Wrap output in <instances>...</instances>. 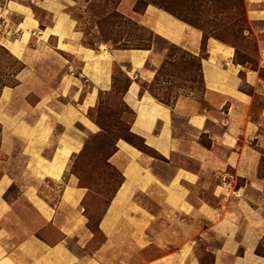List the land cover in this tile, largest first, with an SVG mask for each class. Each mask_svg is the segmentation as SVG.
I'll return each mask as SVG.
<instances>
[{
	"label": "crops",
	"instance_id": "0c3cea01",
	"mask_svg": "<svg viewBox=\"0 0 264 264\" xmlns=\"http://www.w3.org/2000/svg\"><path fill=\"white\" fill-rule=\"evenodd\" d=\"M70 4L0 0V48L25 66L0 98V264H141L145 253L153 257L145 264H206L204 254L212 264H264L256 253L264 242V184L257 179L264 0H245L256 64H237L233 48L207 42L206 95L222 101L200 112L141 93L163 54L85 47L64 13ZM143 19L157 36L201 56L197 30L152 6ZM114 64L131 80L124 96L135 112L131 132L163 160L117 143L110 162L124 182L99 221L98 241L84 216L87 191L68 166L93 133L86 115L99 93L111 90Z\"/></svg>",
	"mask_w": 264,
	"mask_h": 264
},
{
	"label": "rangeland",
	"instance_id": "374dc122",
	"mask_svg": "<svg viewBox=\"0 0 264 264\" xmlns=\"http://www.w3.org/2000/svg\"><path fill=\"white\" fill-rule=\"evenodd\" d=\"M69 1L71 4L65 8L64 13L71 21L75 22L77 31L82 34V44L85 47L97 49L98 47L104 46L102 48L104 51H106L105 47H107L110 52L123 51L120 49L125 45L123 39H126V36L124 34H139L133 30L125 29V25H122L120 22L121 20L116 16L114 17L116 12L120 15H126L138 25L145 27L148 30L150 29L143 19L145 13L142 17L133 13L134 6L137 3L138 9L141 10L145 7L144 4H147V2L143 0H113V2L110 0ZM162 1L163 0H149L148 4L152 7L155 5L154 8L163 11L179 22H182L181 20L185 21V23H182L197 30L201 34L200 57H206L207 42L209 40H214L234 49L236 54L235 62L237 64H245L248 62L254 65L257 63L258 54L256 40L248 36L247 32L240 33V30L247 29L249 24L246 15V19L243 16L242 9L240 10L242 16L236 18L235 10H233L236 5L235 0H209L215 9L225 8L227 10L223 13L218 12L219 14L209 13L206 15V19L203 16L202 20L193 17V15L189 13L190 10L187 9L186 3L183 4L178 0H167V7H169L170 11H165V6H160L159 4L162 3ZM172 3L174 4L173 7ZM238 3L240 4V0L237 1V4ZM243 3L246 14L245 0H243ZM36 13L43 15L40 11H36ZM236 23L239 24V28L231 27L229 29H224L226 25L229 27ZM122 34L123 36L121 38L120 36ZM148 38V35H146L141 44H151L150 50H153L155 54L164 55L163 62L167 59L169 54H178L173 50L176 45L169 43L163 38L157 36L153 38L151 43L146 42ZM50 44L53 45L54 41L51 40ZM176 47L181 48L179 46ZM181 50L184 49L181 48ZM189 55L192 54L189 53ZM63 58L68 59L66 56ZM106 59L110 60V57L107 55ZM185 62L187 63L186 69H184V65L179 67V65L173 64L176 69L173 70L170 66H166L160 71V82L166 81V75L170 74L171 77L169 81L171 83L153 87L151 86V82H143L140 85L141 93L146 92L158 102L151 95V91L160 95L164 89L165 92L167 89L168 92L166 93L170 96L169 105L173 104L175 102L174 100L178 98L177 101H185V106L194 107L198 112L204 109L212 110V106L210 105L212 103L221 102L222 98L214 95L207 96L206 92H204L200 72L197 70L196 65H194L193 61L189 58H186ZM114 66L118 65L114 64L113 69ZM125 66L127 65L125 64ZM125 66H123V68H125ZM161 66L157 69L156 74ZM117 68H119L122 73L120 72L113 76L112 69V77L114 78H112L111 90L99 94L97 103L87 112L86 118L92 124L91 129L93 133L86 134V137L84 138V147L81 153L74 156L68 166V174L77 180L78 186L87 191V199L83 202L84 216H87L88 229L94 236H96L98 241H101L102 239L98 232L99 221L124 182L122 174L110 162L111 157L116 152V145L119 141H129L135 147L141 150L143 149L140 140L130 137V128L135 120V112L124 102V93L127 85L125 77H128V75L119 66ZM7 73V54L4 51H0V81L2 83L6 82ZM17 76L15 79L18 84ZM5 88L0 90V98L2 91ZM158 89L161 90L158 91ZM159 104L163 105L162 103ZM175 104L168 108L172 109ZM260 106L261 103L255 101V109L257 110ZM174 120L177 123L179 122V119L177 118ZM1 132L2 129L0 130V137ZM201 142L206 145L208 143L207 138L203 136ZM134 146L132 147L135 148ZM140 152L147 157L160 161L163 160L151 148H149L148 151L145 150L144 153L142 151ZM259 153L261 154V159L257 170V179L264 184V149H261ZM240 184L241 183L238 181L236 187L240 186ZM157 209V206L153 207L155 213ZM161 241L164 240L161 239ZM168 242L171 241L169 240ZM202 250H204L203 247ZM257 252L259 255L264 256V242L259 246ZM147 255L148 254L146 253L140 255L141 264H145V262L147 263L153 259L152 255H150V257ZM204 255L205 263L212 264V257L209 254Z\"/></svg>",
	"mask_w": 264,
	"mask_h": 264
},
{
	"label": "trees",
	"instance_id": "16d2710c",
	"mask_svg": "<svg viewBox=\"0 0 264 264\" xmlns=\"http://www.w3.org/2000/svg\"><path fill=\"white\" fill-rule=\"evenodd\" d=\"M113 2V0H110ZM145 2H147V4H144V8L143 9H138V3L134 6V9H133V13L135 15H138L139 17H142L146 11V9L148 8L149 6V0H143ZM180 1L181 3H186L187 5V9L190 10V14L193 15V17H196L198 18L199 20H202V17L204 16V18L206 19V15L209 14V13H216V14H219L218 12L220 13H223V12H226L227 9H215V7L213 6V4L209 1V0H178ZM236 1V5L234 6V9L235 10V15H236V18H239L241 15L240 13V10L242 9L243 11V16L245 18V8H244V3H243V0H240V4L238 3L237 4V1L239 0H235ZM160 6H165V11H170L169 7L168 6V1L167 0H163L162 3H159ZM158 6V5H156ZM174 6V4L172 3V7ZM155 7V5H154ZM161 9V8H159ZM116 11V10H115ZM118 17L122 23V25H125V29H130V30H133L135 32H138L139 34H131V33H127V34H124L126 36V39H123V42L125 43V45L122 47V49L120 50H123V51H128V50H143V51H149L150 48H151V44L150 45H142L141 42L144 41V38L146 37V35H148V40H146V42L148 43H151V41L153 40V38L157 37V35H155L152 31H149L148 29H146L145 27H142L140 25H138L137 23H135L131 18H128L126 15H120L118 14L117 12L115 13L114 17ZM178 19V18H177ZM246 19V18H245ZM182 22L185 23V21L181 20ZM190 25V24H189ZM231 27H238L239 28V24L236 23V24H233L232 26H229L224 28V29H229ZM126 31V30H125ZM244 32H247L248 36L250 34V28L248 27L247 29H242L240 30V33H244ZM123 34L120 36L122 38ZM202 43H203V38H202ZM174 46V45H173ZM178 54H169L167 59L163 62L161 68L159 69V71L157 72L156 76L154 77V80L151 82V86L155 87V86H159L161 84H167V83H171L169 81L170 79V74H167L166 77H167V80L166 81H162L160 82V77H159V73L160 71L166 67V66H170L171 69H176V67H174L175 65L173 64H177L180 66H183L184 65V69H186V65L187 63L185 62L186 61V58H189L190 60L193 61L194 65H196V68L197 70L200 72V78H201V81H202V85L204 87V92H206V89H205V86H204V82H203V77H202V66H201V61L202 59H205L203 57H196V56H192V55H189V53L187 51H184V50H181V48H178L176 46H174V49ZM0 51H4L6 52L7 54V62H8V73H7V77H6V82L5 83H2L0 81V90H2L3 88L7 87V88H14L16 85H17V82H16V76L19 75L24 69H25V66L18 60L16 59L15 57H13L8 51L4 50L3 48H0ZM235 57H236V54H235ZM118 66H114V69H113V76L115 74H118L120 73V69L117 68ZM122 73V72H121ZM114 78V77H112ZM126 80H127V85H126V89H125V93L124 95L127 93L130 85H131V80L130 78L128 77H125ZM160 83V84H159ZM161 89H158V91H160ZM166 92H168V90L166 89ZM165 92V89L163 92H161L160 95H157L154 91H151V95L159 102V103H162L163 105L169 107V106H173L177 99L176 98L174 101L173 104L169 105V94H167ZM102 93V92H101ZM99 93V94H101ZM1 130V129H0ZM131 130V128H130ZM129 130V131H130ZM130 137L131 138H134V139H138L142 142V150L135 147L133 144H131L129 141H125L126 143L134 146L135 148H137L139 151H142L143 153L146 151L149 150V148L145 145L144 143V140H141V138H139L138 136H136L135 134H133L131 131H130ZM258 251V250H257ZM258 254V252H256Z\"/></svg>",
	"mask_w": 264,
	"mask_h": 264
}]
</instances>
